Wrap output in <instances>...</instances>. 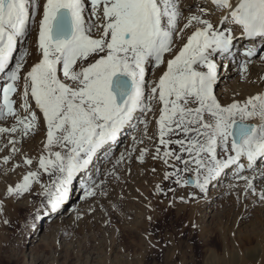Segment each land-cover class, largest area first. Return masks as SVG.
<instances>
[{"label": "snow or ice", "instance_id": "1", "mask_svg": "<svg viewBox=\"0 0 264 264\" xmlns=\"http://www.w3.org/2000/svg\"><path fill=\"white\" fill-rule=\"evenodd\" d=\"M38 7L0 0V164L20 155L5 172L29 169L6 198L35 193L34 219L62 215L79 181L92 203L74 210L78 221L122 170L131 174L134 159L150 158L163 164V181L195 189L182 203L207 199L231 172L237 202L264 205V92L222 103L216 91L221 69L246 81L253 65L264 66V0H200L195 10L183 0H46L37 24ZM129 129L132 143L116 156ZM41 132L38 155H28L24 143ZM155 192L175 188L157 183Z\"/></svg>", "mask_w": 264, "mask_h": 264}, {"label": "rangeland", "instance_id": "2", "mask_svg": "<svg viewBox=\"0 0 264 264\" xmlns=\"http://www.w3.org/2000/svg\"><path fill=\"white\" fill-rule=\"evenodd\" d=\"M45 2L37 0V24ZM36 35L37 31L33 29L32 40L29 42L30 52H34ZM36 59L38 57L33 55L30 63ZM224 71L221 69V73ZM159 74L157 72L156 77L150 74L149 78H158ZM223 79L221 76L216 88L221 98L225 96L221 93L226 88L228 91L235 81L242 82L239 75L228 83H224ZM154 127L153 122L150 133ZM131 133L134 134L129 129L121 135L114 148L116 156L131 145ZM43 135L44 132H41L34 140L26 141L23 151L30 156H37ZM5 154L7 149L0 152V156ZM20 161L21 156L17 155L9 165L0 164V177L3 180H0V188L6 184L4 191L8 185L20 181L29 170L23 165L19 167L20 170L16 168L21 174L24 173L12 181L11 171L5 172V169ZM152 168H156L155 173L151 171ZM164 171L160 161L148 158L146 163L140 164L134 159L131 174L122 170L123 179L111 182L110 195L94 205V213L84 214L78 221L75 211L59 217L55 214H40L42 218L34 219L40 204V198L35 193L18 201L0 195V199L4 200V212L0 216V264H29L33 255L39 259L36 264H119L120 260H124L125 264H239L245 258L248 260L258 256L260 243L251 234H258L259 239L264 236V205L254 203L255 198L251 196L238 203L236 193L228 190V184L232 183L231 172L212 186L207 199L182 203L179 197H187L195 189L163 181ZM43 179L47 181L48 177L45 175ZM157 183L161 184L165 192L169 187L175 188V192H167V195L156 193ZM72 193L63 213L77 208L82 214L86 213L92 201L85 203L81 199L79 181L75 182ZM173 200L174 205H170L169 202ZM242 204L248 207L243 205V216L239 214L235 221L234 212ZM113 205L116 207L113 208ZM208 210L210 216H205L202 221ZM225 215H229V219ZM149 216L152 217L151 221L147 219ZM5 217L10 221L8 225L2 223ZM240 218L243 221H238ZM109 220L110 223L106 224L105 221ZM216 221L224 226L231 239L240 235L244 238L241 243L245 244H221L214 234H199L205 225L213 226ZM57 229L59 231L56 232ZM247 250L251 254L246 253ZM209 253H214L217 261L216 257L214 260L209 258Z\"/></svg>", "mask_w": 264, "mask_h": 264}, {"label": "bare ground", "instance_id": "3", "mask_svg": "<svg viewBox=\"0 0 264 264\" xmlns=\"http://www.w3.org/2000/svg\"><path fill=\"white\" fill-rule=\"evenodd\" d=\"M183 3L188 5L189 7H191L193 10H195L194 5L200 3V0H183ZM260 43H264V42L258 41L257 42V46H259ZM261 74H264V66L259 65V64L253 65V67L251 69V74H250L248 80H246V81L242 80L241 77H240V80L242 81L241 83L235 81V83L232 84V86L228 89V91H226V89H227L226 88L225 91H223L221 93V95L222 94L225 95L223 98L219 97L221 99L222 103L231 102L232 99H234V98L238 99V100H244L248 96L255 95V94L259 93V92H264V82H261V80L259 79ZM221 76L224 78L223 82L224 83H228L230 81V79H233V78L237 77L236 69L235 68H231L230 70L229 69L227 71L225 70L224 73H221ZM234 93H236L237 95L234 96L233 95ZM250 123H258V121L252 120V121H250ZM131 136H132V133H131ZM38 139L39 138H37L36 141ZM43 139H44V135H43L42 140ZM39 145H40V147H42L41 143ZM258 167L260 169L264 168V160H262L260 164L258 163ZM19 170L15 169L14 173H12V171H11L10 176L12 177V181H15L16 178H18V176L21 174V171H19ZM23 173H24V171L22 172V174ZM22 174H21V176H22ZM0 180H2V176L0 177ZM5 186H6V184H5ZM5 186L3 188H5ZM3 188H0V195L1 196H5L4 195L5 191L3 190ZM72 195H73V193H71V196ZM243 205H246V204H242L240 206V208L236 212H234L235 213V216H234L235 221H236V218H237V216L239 214H240V217L243 216L242 212L245 211L243 209V207H244ZM72 212H74V210H71V211H68L66 213H63L62 215L71 214ZM209 212H210V210H208L207 214L204 213V216L202 217V221L204 220L203 218L205 216H207V217L210 216ZM59 216H61V215H58V217ZM226 217L229 219V215L226 216ZM239 220L241 222V221H243V218L242 219L241 218L238 219V221ZM55 231L57 232V231H59V229H57ZM202 233H203L204 236H207V233H208V235L214 234L215 239L218 240L221 244H245L244 242L241 243V239H244V238L242 236H240V235H236V237H233L231 239L230 236L227 234L224 226L219 224L218 221H216L213 224V226L205 225L203 227V229L199 230V234H202ZM251 235H252V237L255 239V241L257 243H260L261 250L259 248L257 257L254 256L253 259H248V260H247V258H245L244 260H241V262L239 264H264V236L261 239H259L258 238V234L253 232ZM34 240H37V239H34ZM261 243H263V244H261ZM247 252L251 254V251L247 250L246 253ZM29 256H31V255H29ZM208 256H209V258H211L213 260L216 257L215 261H217V256L214 253H212V254L209 253ZM38 261H39L38 257H35V255H33L29 264H36ZM247 262H249V263H247ZM118 263L119 264H125V261L124 260H120ZM211 263H213V261H211Z\"/></svg>", "mask_w": 264, "mask_h": 264}]
</instances>
